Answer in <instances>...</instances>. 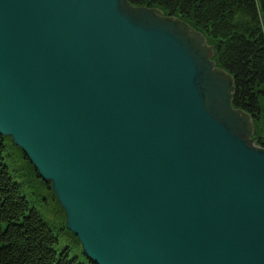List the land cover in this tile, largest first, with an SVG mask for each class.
<instances>
[{
  "label": "water",
  "instance_id": "water-1",
  "mask_svg": "<svg viewBox=\"0 0 264 264\" xmlns=\"http://www.w3.org/2000/svg\"><path fill=\"white\" fill-rule=\"evenodd\" d=\"M199 30L128 0H0V136L92 264H264V134Z\"/></svg>",
  "mask_w": 264,
  "mask_h": 264
},
{
  "label": "trees",
  "instance_id": "trees-1",
  "mask_svg": "<svg viewBox=\"0 0 264 264\" xmlns=\"http://www.w3.org/2000/svg\"><path fill=\"white\" fill-rule=\"evenodd\" d=\"M128 2L158 7L163 14L177 16L202 32L207 42L214 45L216 65L234 78L233 105L252 115L254 134H264V107L261 105L264 102V0ZM256 142L264 147V137ZM18 159L22 163L18 165V173H14L18 178L15 180L9 164ZM28 182L46 189L54 199L49 183L38 177L21 150L8 136H0V264H85L76 256L70 257L67 247L56 250V234L26 198L23 185ZM59 229L69 233L79 244L63 225ZM80 253L84 256L81 250Z\"/></svg>",
  "mask_w": 264,
  "mask_h": 264
},
{
  "label": "rangeland",
  "instance_id": "rangeland-1",
  "mask_svg": "<svg viewBox=\"0 0 264 264\" xmlns=\"http://www.w3.org/2000/svg\"><path fill=\"white\" fill-rule=\"evenodd\" d=\"M263 104L264 102L261 104L264 107ZM21 163L22 161L18 159L9 164L10 174L15 180H18V178L14 177V173L17 172L18 165ZM23 187H25L24 193L30 202V205L36 208L40 216L48 223L52 231L56 234L58 239V242L55 245L56 250L67 247L68 255L70 257L76 256L79 262L89 264L86 257L80 253V246L77 244L75 238L63 229H59V227L64 224V213L59 210L55 197L53 199L46 189L41 188L38 185L35 186L29 182L24 184Z\"/></svg>",
  "mask_w": 264,
  "mask_h": 264
}]
</instances>
